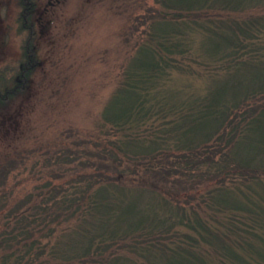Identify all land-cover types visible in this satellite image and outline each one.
Instances as JSON below:
<instances>
[{
	"label": "trees",
	"instance_id": "1",
	"mask_svg": "<svg viewBox=\"0 0 264 264\" xmlns=\"http://www.w3.org/2000/svg\"><path fill=\"white\" fill-rule=\"evenodd\" d=\"M19 4L21 27L30 33L19 83L0 91L2 103L21 93L34 59L29 25L34 0ZM160 4L165 15L146 27L147 45L131 59L103 108V123L116 141L108 147L100 141L92 155H108V162L82 175L81 196L53 203L55 214L43 224L52 230L82 222L50 251L60 259L38 264H264V0ZM257 10L260 16L238 19ZM179 14L182 21L175 19ZM193 26L202 33L204 70L218 64L224 76L204 97L177 103L164 83L170 69L191 70L185 54ZM172 156L178 161H170ZM122 163L131 165L130 173L139 168L159 183L173 177L175 184L193 186L200 172L218 188L207 192L205 209L182 206L176 195L158 193L156 183L143 190L114 185ZM95 184L100 189L83 205ZM24 220L18 215L19 224Z\"/></svg>",
	"mask_w": 264,
	"mask_h": 264
},
{
	"label": "rangeland",
	"instance_id": "2",
	"mask_svg": "<svg viewBox=\"0 0 264 264\" xmlns=\"http://www.w3.org/2000/svg\"><path fill=\"white\" fill-rule=\"evenodd\" d=\"M34 5L29 20L34 59L26 85L0 102V264L60 259L50 251L61 247L63 233L82 221L57 224L52 230L43 223L55 214L53 203L81 196L86 187L82 175L108 162V155H92L100 141L107 147L116 141L103 123V108L121 85L131 59L147 45L146 27L165 15L160 0H34ZM20 6L19 0H0L1 91L13 87L15 80L19 83L25 62L30 32L21 27ZM261 12L248 11L238 19ZM183 18L175 16L177 21ZM193 27L187 33L191 49L185 54L191 70L170 69L164 83L177 103L204 97L224 76L218 64L204 70L208 63L199 49L202 33ZM175 156L169 160L178 161ZM127 166L122 163L113 174L117 178L112 183L120 189L143 190L156 183L158 193L168 191L182 206L198 210L205 209L207 192L218 188L200 172L199 181L190 186L175 184L173 177L159 183L139 168L130 173ZM97 189L95 184L85 193L83 205ZM18 215L26 217L21 224Z\"/></svg>",
	"mask_w": 264,
	"mask_h": 264
},
{
	"label": "flooded vegetation",
	"instance_id": "3",
	"mask_svg": "<svg viewBox=\"0 0 264 264\" xmlns=\"http://www.w3.org/2000/svg\"><path fill=\"white\" fill-rule=\"evenodd\" d=\"M0 79H1V77H0ZM0 82H1V80H0ZM16 86H17V81L15 80V85L13 87L11 86L10 88L12 89V88H15ZM0 91H1V83H0Z\"/></svg>",
	"mask_w": 264,
	"mask_h": 264
}]
</instances>
